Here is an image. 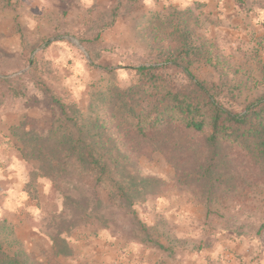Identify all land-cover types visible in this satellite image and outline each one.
<instances>
[{
  "label": "rangeland",
  "instance_id": "obj_1",
  "mask_svg": "<svg viewBox=\"0 0 264 264\" xmlns=\"http://www.w3.org/2000/svg\"><path fill=\"white\" fill-rule=\"evenodd\" d=\"M170 8L201 15L202 33L229 64L241 106L264 95V0H0V220L9 221L32 258L45 264H264V185L209 213L205 201L176 185L174 169L159 153L142 157L140 168L166 186L160 196L136 205L134 214L108 203L88 179L62 182L57 190L51 179L40 178L38 200L23 191L39 164L23 159L10 128L23 114L27 130L51 129L50 99L39 81L83 109L103 69L120 68L119 82L131 85L136 73L128 68L146 61L133 32L135 18ZM36 61L44 68L39 73ZM45 61L52 62L50 71ZM195 72L219 80L210 67ZM11 166L14 173L6 174ZM80 194L104 199L110 228L84 223L69 239L75 255L54 259L52 215L64 211V196Z\"/></svg>",
  "mask_w": 264,
  "mask_h": 264
},
{
  "label": "trees",
  "instance_id": "obj_2",
  "mask_svg": "<svg viewBox=\"0 0 264 264\" xmlns=\"http://www.w3.org/2000/svg\"><path fill=\"white\" fill-rule=\"evenodd\" d=\"M202 31L201 15L192 8L141 11L133 32L146 61L128 68L135 82L122 86L120 68L103 69L101 80L90 86L86 109L39 81L50 99L51 129L27 130L23 114L10 128L23 159L39 164L23 191L38 200L40 178L51 179L57 190L62 182L88 179L108 203L134 214L136 205L160 196L166 186L141 171L140 159L152 153L164 157L176 185L205 201L209 213L264 185V95L238 103L230 66ZM51 64L45 61L47 71ZM33 65L35 73L44 70L40 61ZM198 66L214 69L219 80L201 79ZM63 205L49 224L54 259L75 255L69 239L84 223L110 228L99 195H66ZM0 264H45L27 253L7 219L0 220Z\"/></svg>",
  "mask_w": 264,
  "mask_h": 264
},
{
  "label": "crops",
  "instance_id": "obj_3",
  "mask_svg": "<svg viewBox=\"0 0 264 264\" xmlns=\"http://www.w3.org/2000/svg\"><path fill=\"white\" fill-rule=\"evenodd\" d=\"M14 173V168L11 166L7 171L6 174H13ZM3 174L2 171L0 170V175ZM17 238L20 239V237L17 235ZM28 253V252H27Z\"/></svg>",
  "mask_w": 264,
  "mask_h": 264
}]
</instances>
